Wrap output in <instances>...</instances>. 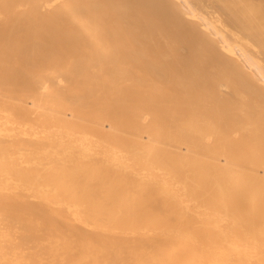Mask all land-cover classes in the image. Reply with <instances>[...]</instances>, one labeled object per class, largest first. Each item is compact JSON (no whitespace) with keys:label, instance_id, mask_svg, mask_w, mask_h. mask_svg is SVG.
I'll list each match as a JSON object with an SVG mask.
<instances>
[{"label":"bare ground","instance_id":"obj_1","mask_svg":"<svg viewBox=\"0 0 264 264\" xmlns=\"http://www.w3.org/2000/svg\"><path fill=\"white\" fill-rule=\"evenodd\" d=\"M0 264H264V0H0Z\"/></svg>","mask_w":264,"mask_h":264}]
</instances>
